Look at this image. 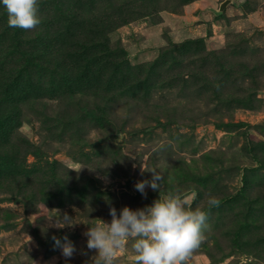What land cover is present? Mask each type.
Segmentation results:
<instances>
[{"label": "rangeland", "instance_id": "obj_1", "mask_svg": "<svg viewBox=\"0 0 264 264\" xmlns=\"http://www.w3.org/2000/svg\"><path fill=\"white\" fill-rule=\"evenodd\" d=\"M40 15L26 32L0 5V264H65V234L67 264H92L86 224L158 197L135 190L141 166L161 195L220 200L187 264H264V0H40ZM54 209L77 224L55 228Z\"/></svg>", "mask_w": 264, "mask_h": 264}, {"label": "clouds", "instance_id": "obj_2", "mask_svg": "<svg viewBox=\"0 0 264 264\" xmlns=\"http://www.w3.org/2000/svg\"><path fill=\"white\" fill-rule=\"evenodd\" d=\"M0 5L6 12L10 28L28 32L42 23L40 0H0ZM144 172L151 173V178L138 180L134 187L145 198L148 188L158 192L151 204L136 209L124 206L119 212L110 206V221L95 218L92 224L84 223L88 225L83 233L87 237V250L95 252L92 264H118L130 242L134 264H187L193 252L206 240L211 210L219 207L220 200L211 196L207 208L192 207L178 189L161 195L164 175L156 167L141 166V174ZM54 210L58 213L51 220L55 228H73L77 224L67 212L61 214L59 209ZM31 239L28 236V241ZM51 239L67 264L77 252L75 244L67 234L63 237L53 235Z\"/></svg>", "mask_w": 264, "mask_h": 264}]
</instances>
